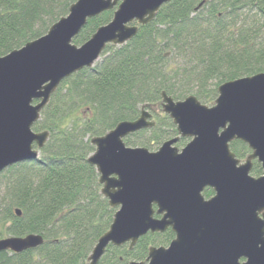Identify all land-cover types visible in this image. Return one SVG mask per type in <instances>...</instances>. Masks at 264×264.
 I'll list each match as a JSON object with an SVG mask.
<instances>
[{"label":"water","instance_id":"water-1","mask_svg":"<svg viewBox=\"0 0 264 264\" xmlns=\"http://www.w3.org/2000/svg\"><path fill=\"white\" fill-rule=\"evenodd\" d=\"M170 1L77 0L44 35L0 56V173L39 158L48 132L32 126L61 82L91 68L107 45L133 39L134 23L148 24ZM109 10L107 24L73 44L89 19ZM161 111L177 136L156 151L124 142L154 126L145 106L137 119L90 140L94 152L87 162L115 213L87 264H98L108 246L131 250L141 237L167 229L174 233L168 246H152L144 261L129 264H264V72L222 83L212 106L193 95L175 101L161 92ZM180 138L190 139L181 149ZM235 140L251 151L243 163L230 150ZM253 161L262 169L258 177L250 175ZM42 243L36 234L1 238L0 252L18 254Z\"/></svg>","mask_w":264,"mask_h":264},{"label":"trees","instance_id":"trees-1","mask_svg":"<svg viewBox=\"0 0 264 264\" xmlns=\"http://www.w3.org/2000/svg\"><path fill=\"white\" fill-rule=\"evenodd\" d=\"M76 1L0 0V56L44 35ZM113 11L89 19L73 44L86 42ZM134 24L133 39L107 45L91 68L63 80L52 94L32 126L34 132H48L39 158L0 173V239L29 234L43 239L34 250L0 252V264H87L115 213L87 162L94 152L91 138L137 119L145 106L154 126L124 142L155 151L177 135L161 111V92L175 101L193 95L212 106L222 83L264 72V0H171L148 24ZM185 142L180 138L176 146ZM229 147L237 159L250 154L240 141ZM261 171L253 161L251 175ZM173 239L167 229L141 237L131 250L108 246L98 264L141 262L150 247H166Z\"/></svg>","mask_w":264,"mask_h":264},{"label":"rangeland","instance_id":"rangeland-1","mask_svg":"<svg viewBox=\"0 0 264 264\" xmlns=\"http://www.w3.org/2000/svg\"><path fill=\"white\" fill-rule=\"evenodd\" d=\"M214 104V103H213ZM190 139L188 138V139H186V142H185V144L183 145V146H181V147H179V149H181V148H183L185 145H186V143H188V141H189ZM238 141V140H237ZM156 151V150H155ZM251 152V151H250ZM238 160H240V162L241 163H243L244 162V159H238ZM252 166H253V164H252ZM250 175H251V172H250ZM260 175H262V171H261V174ZM259 175V176H260ZM252 176V175H251ZM253 177H258V176H253Z\"/></svg>","mask_w":264,"mask_h":264}]
</instances>
